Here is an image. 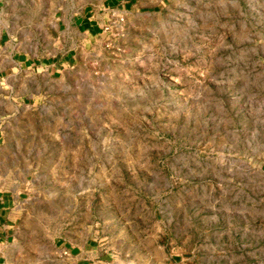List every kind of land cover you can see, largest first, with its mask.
Here are the masks:
<instances>
[{"label": "rangeland", "instance_id": "obj_1", "mask_svg": "<svg viewBox=\"0 0 264 264\" xmlns=\"http://www.w3.org/2000/svg\"><path fill=\"white\" fill-rule=\"evenodd\" d=\"M87 46L25 103L0 80V185L34 202L27 249L98 230L124 264H174L175 222L216 217L223 264H264V0H139Z\"/></svg>", "mask_w": 264, "mask_h": 264}, {"label": "crops", "instance_id": "obj_2", "mask_svg": "<svg viewBox=\"0 0 264 264\" xmlns=\"http://www.w3.org/2000/svg\"><path fill=\"white\" fill-rule=\"evenodd\" d=\"M16 1L21 6L19 15H7L5 6L0 7V54L5 61L0 80H17L22 85L18 100L25 103L30 99L23 95L27 84L40 92L46 84L61 80L75 69L89 42L104 34L111 14L127 16L139 0ZM28 5L33 6L29 15ZM15 19L21 21L17 28L12 27ZM0 92L12 93L13 89L1 88ZM22 195L0 185V264H37L30 262L31 253L39 254L38 264H51L52 258L56 264H124L98 230L64 233L47 241V253L40 247L27 249L36 239V212L34 202ZM175 225L173 251L179 261L174 264H223V222L216 217L198 218L188 223L178 220ZM196 237L201 242L192 244Z\"/></svg>", "mask_w": 264, "mask_h": 264}, {"label": "built area", "instance_id": "obj_3", "mask_svg": "<svg viewBox=\"0 0 264 264\" xmlns=\"http://www.w3.org/2000/svg\"><path fill=\"white\" fill-rule=\"evenodd\" d=\"M119 16H115L114 14H111V18H118ZM107 27V26H106ZM106 30V28H105Z\"/></svg>", "mask_w": 264, "mask_h": 264}]
</instances>
